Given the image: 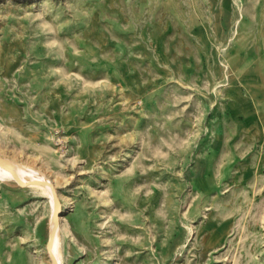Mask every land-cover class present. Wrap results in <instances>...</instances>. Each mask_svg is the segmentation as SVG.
I'll use <instances>...</instances> for the list:
<instances>
[{
  "label": "rangeland",
  "instance_id": "obj_1",
  "mask_svg": "<svg viewBox=\"0 0 264 264\" xmlns=\"http://www.w3.org/2000/svg\"><path fill=\"white\" fill-rule=\"evenodd\" d=\"M0 159V264H264V0H0Z\"/></svg>",
  "mask_w": 264,
  "mask_h": 264
},
{
  "label": "bare ground",
  "instance_id": "obj_2",
  "mask_svg": "<svg viewBox=\"0 0 264 264\" xmlns=\"http://www.w3.org/2000/svg\"><path fill=\"white\" fill-rule=\"evenodd\" d=\"M0 165H1L0 168L3 169L2 171L0 170V176L1 177L17 180L18 183H20V181H23L25 183L36 182L37 184L44 187V189H46V191L49 193V195L52 198H54L53 193H52V189L50 186L51 180L47 176H42V177L37 178V177H35L33 169H29L28 171H25V170H22L18 165L11 164L9 161H3L1 159H0ZM54 205H55V202H54ZM55 208H56V206H55ZM54 217H55V223H54V227L52 229V233H53L54 228L57 225L56 211L54 213ZM57 230H58V227H57ZM57 230H56L55 235L52 236L50 239V241H52L51 253L53 255V258H54L56 264H58L57 260L60 257V254L58 251L57 239L55 237L57 234Z\"/></svg>",
  "mask_w": 264,
  "mask_h": 264
},
{
  "label": "water",
  "instance_id": "obj_3",
  "mask_svg": "<svg viewBox=\"0 0 264 264\" xmlns=\"http://www.w3.org/2000/svg\"><path fill=\"white\" fill-rule=\"evenodd\" d=\"M20 184L25 185V184H28V183H25V182H23V181H20ZM50 186H51L52 193H53V196H54V202H55V205H56V207H57V206H58V196H57V193H56V190H55L54 186H53L52 184H50ZM57 227H58V222H57L56 227H55L54 230H53L52 236L55 235L56 230H57ZM51 244H52V241H50V246H51ZM51 255H52V253H51ZM52 256H53V255H52Z\"/></svg>",
  "mask_w": 264,
  "mask_h": 264
}]
</instances>
